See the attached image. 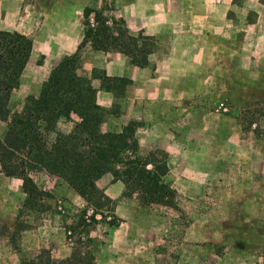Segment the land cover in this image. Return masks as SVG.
<instances>
[{"label":"rangeland","instance_id":"374dc122","mask_svg":"<svg viewBox=\"0 0 264 264\" xmlns=\"http://www.w3.org/2000/svg\"><path fill=\"white\" fill-rule=\"evenodd\" d=\"M48 1L0 0V28L48 31L58 25ZM253 4L228 0L220 17L218 0L92 1L110 21L154 39L144 67L118 50L90 61L87 43L80 71L132 79L121 96L99 90L101 129L137 122L139 152L167 154L175 204H145L107 172L95 212L64 178L40 169L31 174L42 197L27 205L22 178L0 169V264L61 260L74 250L92 253L93 264H264V37ZM35 55L10 98L12 113L39 95L58 62ZM77 120L61 119L56 130ZM7 127L0 121L1 137Z\"/></svg>","mask_w":264,"mask_h":264},{"label":"trees","instance_id":"16d2710c","mask_svg":"<svg viewBox=\"0 0 264 264\" xmlns=\"http://www.w3.org/2000/svg\"><path fill=\"white\" fill-rule=\"evenodd\" d=\"M84 36L78 49L64 56L42 84L39 95L28 96L21 109L11 112L9 101L19 85L33 49V39L18 30L0 29V121L8 120L0 136V169L22 178L27 205L38 203L42 191L31 172L45 169L64 178L94 208L103 205L104 194L97 180L111 172L125 183L126 192H137L145 204L174 205L177 190L165 179L169 172L162 149L139 152L137 122L121 130H102L106 111L98 102L100 89L121 96L132 79L126 76H95L80 71V51L87 43L95 50H118L134 65L149 64L154 50L152 35L129 31L124 19H110L90 5L83 12ZM94 78L101 80L98 87ZM75 114L72 129L57 131L58 121ZM53 132L50 137L48 134ZM96 214V213H95ZM88 234V232H86ZM91 239H89V242ZM94 255L74 250L56 260L44 255L29 264H93Z\"/></svg>","mask_w":264,"mask_h":264},{"label":"crops","instance_id":"0c3cea01","mask_svg":"<svg viewBox=\"0 0 264 264\" xmlns=\"http://www.w3.org/2000/svg\"><path fill=\"white\" fill-rule=\"evenodd\" d=\"M95 0H49L50 17L56 20L58 25H54L48 31H32L30 29L19 30L33 39V49L29 61L36 58L35 54L42 52L44 61H61V59L74 53L84 36V27H82V18L84 7L92 6ZM253 11L260 30L259 33L264 37V0H253ZM226 2L228 0H218L219 16H226ZM257 25V24H256ZM6 29V28H0ZM102 50H92L93 55L90 61H101L96 58ZM108 52V51H107ZM28 61V62H29ZM57 62V63H58ZM56 63V65H57ZM126 75V72L123 73ZM133 79L135 77H132ZM117 180H114V182ZM119 181V180H118Z\"/></svg>","mask_w":264,"mask_h":264}]
</instances>
